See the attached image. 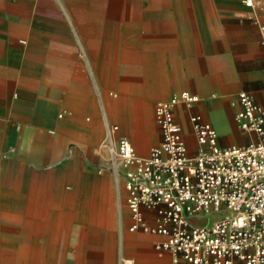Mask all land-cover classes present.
I'll use <instances>...</instances> for the list:
<instances>
[{
  "label": "crops",
  "instance_id": "crops-1",
  "mask_svg": "<svg viewBox=\"0 0 264 264\" xmlns=\"http://www.w3.org/2000/svg\"><path fill=\"white\" fill-rule=\"evenodd\" d=\"M262 24L242 0H0V264H175L98 171L106 121L143 151L142 111L189 90V152L190 112L221 145L248 143L234 117L242 90L264 106Z\"/></svg>",
  "mask_w": 264,
  "mask_h": 264
},
{
  "label": "built area",
  "instance_id": "built-area-1",
  "mask_svg": "<svg viewBox=\"0 0 264 264\" xmlns=\"http://www.w3.org/2000/svg\"><path fill=\"white\" fill-rule=\"evenodd\" d=\"M242 1L264 8V0ZM238 99L235 122L256 138L221 145L214 125L190 112L198 144L193 154L176 119L178 106L190 109L201 100L189 90L156 103L161 139L146 156L118 134L117 123L106 121L98 171H109L117 190L125 188L129 230L164 236L155 247L175 264H264V106L247 90ZM145 210L154 211V224Z\"/></svg>",
  "mask_w": 264,
  "mask_h": 264
},
{
  "label": "rangeland",
  "instance_id": "rangeland-1",
  "mask_svg": "<svg viewBox=\"0 0 264 264\" xmlns=\"http://www.w3.org/2000/svg\"><path fill=\"white\" fill-rule=\"evenodd\" d=\"M112 91H110V90L107 91L108 100H111V101H113L117 98L114 94L117 91L116 90H112ZM151 113L153 114V116H151ZM110 115H111V118L113 120L118 121V119L115 117L116 116L115 114L110 113ZM129 118L131 120L135 119L134 116H130ZM139 119L142 121L140 123L141 124L143 123V126L141 129L143 130V128H145V135L144 136H145L146 141H147V147L143 151H140L137 148V152L139 154L146 156L149 154L150 148L158 142V132L155 128V127H158L156 120H155V104H153L152 106H149L148 112L146 110H143L142 111V118L139 117ZM118 122H120V121H118ZM193 153H194L193 151L190 152V154H193ZM123 195H125V194H123ZM125 208H126V210L128 209L126 206H125ZM216 217H218V216H216Z\"/></svg>",
  "mask_w": 264,
  "mask_h": 264
},
{
  "label": "bare ground",
  "instance_id": "bare-ground-1",
  "mask_svg": "<svg viewBox=\"0 0 264 264\" xmlns=\"http://www.w3.org/2000/svg\"><path fill=\"white\" fill-rule=\"evenodd\" d=\"M126 264H133L131 259H126Z\"/></svg>",
  "mask_w": 264,
  "mask_h": 264
}]
</instances>
